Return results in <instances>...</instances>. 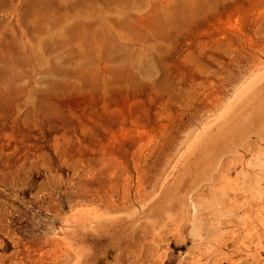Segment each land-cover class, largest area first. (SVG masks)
<instances>
[{"label": "rangeland", "instance_id": "obj_1", "mask_svg": "<svg viewBox=\"0 0 264 264\" xmlns=\"http://www.w3.org/2000/svg\"><path fill=\"white\" fill-rule=\"evenodd\" d=\"M0 264H264V0H0Z\"/></svg>", "mask_w": 264, "mask_h": 264}, {"label": "bare ground", "instance_id": "obj_2", "mask_svg": "<svg viewBox=\"0 0 264 264\" xmlns=\"http://www.w3.org/2000/svg\"><path fill=\"white\" fill-rule=\"evenodd\" d=\"M108 2H110V3H112V2H115V1H121V0H107ZM42 3V2H41ZM40 3V4H41ZM82 3H84V2H82ZM81 3V4H82ZM37 4L38 3H34V4H32L31 6L32 7H30V9H29V12L30 11H33V9H35L36 7H37ZM44 8H46V10H50L51 12H53V11H55V8H52V7H49V6H42L41 5V10H43V11H45V9ZM94 9V8H93ZM30 39V38H29ZM30 43H31V41H30ZM32 44V43H31ZM59 61V60H58ZM230 124V123H229ZM228 129V128H227ZM223 130V129H222ZM224 131V130H223ZM227 131V130H226ZM226 131L224 132V133H226ZM228 132V131H227ZM220 139V138H219ZM86 213V212H85ZM115 248V247H114ZM113 249V248H112Z\"/></svg>", "mask_w": 264, "mask_h": 264}]
</instances>
